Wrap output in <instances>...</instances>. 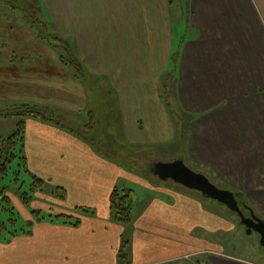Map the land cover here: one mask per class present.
Listing matches in <instances>:
<instances>
[{
    "label": "crops",
    "instance_id": "0c3cea01",
    "mask_svg": "<svg viewBox=\"0 0 264 264\" xmlns=\"http://www.w3.org/2000/svg\"><path fill=\"white\" fill-rule=\"evenodd\" d=\"M185 1L38 0L42 17L70 40L85 70L106 77L118 90L120 138L132 146L143 139L142 125L149 116L142 102L131 99L133 85L149 71L163 76L177 61L179 105L191 115L183 129L186 137L180 156L209 169L230 188L242 190L264 219V0ZM3 13L13 19L9 23L18 19ZM5 28L9 36L0 40H41L29 30L22 37L21 31L10 32L12 26ZM175 40H182L179 58H171ZM164 47L166 54L161 55L167 67L165 62L157 69ZM36 50L18 53L14 49L1 58L0 105L52 108L75 125L89 104L85 82L66 69L56 52ZM25 134L22 155L27 168L32 172V167L42 166L62 176L65 181L59 186L70 196L68 200L53 197L60 207L49 208L51 218L67 216L80 223L38 222L31 212L38 209L25 205L33 231L10 243L0 242V264H123L119 252L127 242L125 226L133 223L134 237L138 236L135 228L140 229L150 246L146 250L157 249L160 254L150 259L134 257L130 264H200L191 260L195 251L191 243H198L192 240L197 224L185 215L175 220L167 189L158 187L162 191L158 195L153 186L154 203L138 222L132 217L124 224L112 216L110 198L116 186H106L104 179L113 166L101 150L55 123L38 119L26 120ZM117 154L126 158L132 151ZM27 192L31 196L33 191ZM79 206L94 213H79ZM203 214L201 210L198 221L206 218ZM155 243L162 246L154 248ZM212 261L226 264L220 258Z\"/></svg>",
    "mask_w": 264,
    "mask_h": 264
},
{
    "label": "rangeland",
    "instance_id": "374dc122",
    "mask_svg": "<svg viewBox=\"0 0 264 264\" xmlns=\"http://www.w3.org/2000/svg\"><path fill=\"white\" fill-rule=\"evenodd\" d=\"M23 1L24 0H0V37L9 36V34L6 33L7 28L4 29V27L9 26L13 27V30L10 32L15 31L18 33L21 31L22 37L27 34L28 30L31 33L33 32V34H39V30L35 27L31 14L30 4L33 3L32 1L34 0ZM176 1L178 2V0ZM177 2L175 5L176 7L178 6ZM4 11L12 13L19 20L23 21L24 24L20 23L18 19L9 23L13 19L3 13ZM20 25H22L21 28L24 29H20ZM38 37L40 38V36ZM55 42L56 40H51L50 38L48 40H0V60L1 58L9 57L6 53L14 49H16L18 53H22L24 50L30 51V49L35 52L38 47H41V50H36V53H42L41 51L44 49L47 53L51 51L61 55V50L55 46ZM181 42L182 40H175L172 46H170V51L172 52L171 58H179ZM165 49L166 47L159 51L160 60L158 65H156L157 69L160 68L161 64H165V62L166 65L164 68L167 67V60H164L161 55L162 53L166 54ZM64 54L66 55V53ZM176 62H171L169 70L165 71L163 76H159V74L157 76L154 71H149L146 74V78L139 77L138 80H136V84L133 85V93L130 94L131 99L142 102L145 110L147 109L149 112L148 118L144 119L145 124H139V126L142 125L144 132H141L140 135L143 139L138 141L137 144L132 146L130 143L120 138L123 125L121 123L119 109L120 101L116 87L112 84L110 85L106 77H99V75L92 74L87 70H85L83 75L80 73L82 77L81 80L85 82L88 89L89 104L87 111L83 117L77 118L75 125H73L71 121L65 124L67 125L66 130L75 133L77 137L83 140L87 139L91 147L94 146L101 150L104 160L111 163L113 166L111 169L113 171H111L109 178L105 177L104 179L106 186L110 183L112 186H116L119 189L134 190L132 196L134 213L132 217L136 222L143 217L142 213L144 209L154 203V200H152L154 195H156V188L154 187H157V189L158 187L164 188L169 191V198L172 197V202L169 201V207L172 208L173 206L174 209L173 211L170 210V213L175 214V220H178V216H182L183 218V215H185L186 218L192 221V225L197 224L192 230V235L194 236L192 240L197 239L198 243H191V245H194L192 247L195 249V251L192 252L191 257L193 258H191V260L196 262L200 261V264H214L212 260L220 258L226 262V264H232L234 262L243 264H264V248L260 244L259 234L256 232L248 234L245 225L241 223L240 217L236 212L231 211L227 206L213 199L205 197L197 190L188 189L172 180L162 181L151 171V166L156 161H172L181 157L180 155L182 152L180 149L182 147V140L186 137L184 136L186 134L183 129L191 116L179 105L177 92L176 95L174 94V91H178L176 84L178 76ZM65 67L68 71L72 72L73 69L69 64H66ZM163 84H165V87ZM157 88L160 89V93L158 89L160 96L158 102V97L156 96ZM122 96H124V94H122ZM157 104L158 106H156ZM166 104H168V106L164 107ZM184 117L186 118L184 119ZM193 118L192 116L190 121ZM17 121L18 119L15 118L9 120L0 119V135L2 137L11 135L17 129ZM128 133L129 141L133 143L130 128ZM126 143H128L127 150L132 151V155H134L128 157L130 161L126 159L124 155L117 154L120 150L122 153H127L125 149ZM19 150H21V148L18 149V153H20ZM22 162L23 160L20 159L19 156L18 159L10 165L9 173L1 184L2 186L8 187L7 194L11 198L12 206L18 214L20 221L28 224L32 220L25 213V209H28L20 199V193L31 191L30 188H32L34 184H39L34 176L41 179L40 181L43 182L41 187L35 188L36 191L30 193L31 197H33V195L34 197L28 200L34 209L39 210L43 218L50 220L51 217L48 210L49 208L57 210L60 207V203L53 199V197L59 198L57 189L58 187H62L59 185L65 180L62 176L50 173L48 169L42 166L32 167V172H26L25 167L27 166ZM185 162L195 171L208 175L220 188L229 189L237 194L242 193L244 198L240 199L241 202L249 205V207L251 206V208L255 210L256 215H262L249 201L242 190L230 188L228 184L222 182L215 176V173L201 165L198 166L188 159H186ZM118 169L120 173L117 172ZM18 171L20 172L18 173ZM17 173L19 177L18 181H16ZM37 191L41 192L39 193ZM157 194H162V191L158 189ZM64 197L67 200L70 198L67 193ZM186 197L189 199H186ZM101 201L103 202V200ZM159 207L161 206L158 205V208ZM154 208H157V204L154 205ZM201 210H204L203 215L206 216V218H200L198 221ZM242 210L249 215V211L246 210V208ZM112 216L114 219L116 216L115 212L112 213ZM1 218L7 220L9 218L8 211L1 213ZM53 220H55V218ZM64 220L65 219L61 217L60 223H63ZM19 224H21L18 225L19 227L23 225L22 223ZM132 226H134V223L131 224V226H125L126 233L124 239L127 240V242L126 244L123 243L124 245L121 246V251L119 252V256L122 258L120 260L123 264H130L131 261H134V257L138 259L140 256V258L150 259L151 256H158L160 251L157 249H154L155 251L153 252H148L146 250L149 245L144 242L143 237L145 234L142 233L140 229L135 228L138 236L134 237V227ZM135 238L137 241L136 243ZM152 245L154 248L162 246L161 243Z\"/></svg>",
    "mask_w": 264,
    "mask_h": 264
},
{
    "label": "trees",
    "instance_id": "16d2710c",
    "mask_svg": "<svg viewBox=\"0 0 264 264\" xmlns=\"http://www.w3.org/2000/svg\"><path fill=\"white\" fill-rule=\"evenodd\" d=\"M25 1L28 0H24L23 2ZM32 2L33 3L30 4L31 14L33 16L35 27L39 30L38 36H40L42 40H48L49 38L51 40H56L55 46L61 50V55H59L60 60L62 61L64 66H66V64H69L72 67L73 76L81 79L82 77L80 76V73L83 75V73L85 72V68L82 62L79 60L70 40L57 34L51 28L50 24L42 17V8L38 0H34ZM64 53H66V55ZM163 85L165 87V84ZM176 92L177 91H174L175 95ZM14 118L18 119L16 124L17 129L8 137H2L0 135V242L2 243H10L18 235L31 234L33 231V223L31 221L28 224L20 221L18 214L15 212L14 207L12 206L11 198L7 194L8 187L2 186L1 184V182L4 181L9 173L10 165L14 163L19 156L20 159L23 160L22 163L25 165L26 158L22 155V150L26 133V120L28 118H33L43 122H52L65 129L67 127V125L65 124H68L63 119V117H61V115L52 108L39 106L37 107L24 104L0 105V119L9 120ZM84 141L89 143L87 139H84ZM19 148H21V150H19L21 155L20 153H18ZM126 156V159H129L128 157H131L133 155ZM25 168L26 172H31L29 168ZM19 172L20 171H18V173ZM18 173L16 181L19 180ZM34 177L39 184H34V186L31 188V191H36L35 188L41 187V184L43 183L42 181H40L41 179L36 176ZM133 191V189H119L118 187H115L110 198L112 211L115 212L116 218L124 224L130 223L132 220ZM57 194L61 199H65L64 195H66V190L62 187H58ZM235 194L239 200L244 198V195L242 193L237 194L235 192ZM29 198H31V196L28 192L20 193V199L26 206H29L30 204L28 200ZM77 209L78 212L83 214L94 213L93 210L83 206H79ZM5 211H8L9 213V218L7 220L1 218V213ZM31 212L35 221L39 222L45 219L41 216L42 214H40L39 210H32ZM50 217H52V215H50ZM61 217L65 219L64 223H71L74 226H78L80 223L79 220H76V222H71L70 218L67 216H54L55 220L60 219ZM54 218H51L50 220L55 221L53 220ZM19 223H22L23 225L19 227L18 225H21ZM120 259H122L121 256Z\"/></svg>",
    "mask_w": 264,
    "mask_h": 264
},
{
    "label": "water",
    "instance_id": "95a60500",
    "mask_svg": "<svg viewBox=\"0 0 264 264\" xmlns=\"http://www.w3.org/2000/svg\"><path fill=\"white\" fill-rule=\"evenodd\" d=\"M151 171L162 181L172 180L188 189L197 190L205 197L213 199L236 212L241 223L245 225L248 234L253 232L259 234L260 244L264 248V219L256 215L254 209L241 202L235 192L220 188L208 175L195 171L188 166L183 158L172 161H156L152 164ZM241 204L250 209V216L244 214Z\"/></svg>",
    "mask_w": 264,
    "mask_h": 264
},
{
    "label": "flooded vegetation",
    "instance_id": "af4514ba",
    "mask_svg": "<svg viewBox=\"0 0 264 264\" xmlns=\"http://www.w3.org/2000/svg\"><path fill=\"white\" fill-rule=\"evenodd\" d=\"M242 206H243V205L241 204V207H242ZM243 207H244V206H243ZM243 207H242V209L246 208V210H248V211H249V215H247L246 213H244V214H245L246 216H250V215H251V213H250V209H249V208H247V207H244V208H243ZM253 233H254V232H253Z\"/></svg>",
    "mask_w": 264,
    "mask_h": 264
}]
</instances>
